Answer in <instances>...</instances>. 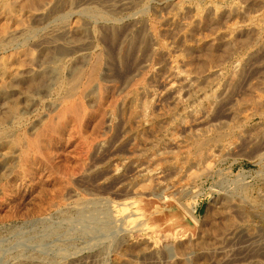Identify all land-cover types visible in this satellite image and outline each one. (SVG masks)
Wrapping results in <instances>:
<instances>
[{
	"label": "bare ground",
	"instance_id": "obj_1",
	"mask_svg": "<svg viewBox=\"0 0 264 264\" xmlns=\"http://www.w3.org/2000/svg\"><path fill=\"white\" fill-rule=\"evenodd\" d=\"M150 1L152 0H0V190L2 192L5 188L3 179L14 169L17 170L18 177L13 192L18 198L25 197L30 192L31 186L33 188L37 186L40 191L46 190L47 184L41 181V176L45 168L48 174L57 171L49 166L50 160L65 151L71 153L74 151L79 155L77 164H73L78 167L77 176L76 178L72 176L70 182L66 180V184L78 181L89 190L106 191L112 188L108 179L116 177L119 180L121 176L123 177L126 168L122 162L124 160L120 165L115 162L118 166H112L113 163L105 171L99 169V172L93 174V170L99 167L97 162L91 165V159H88L91 157L96 159L105 149L112 151L117 150L118 147L126 148L129 151L127 153L133 155L132 164L138 173H148L149 183H143L141 187L152 188V183L167 176L171 177L181 171V168L203 164L216 153L221 156L236 149L240 143L249 138L244 126L252 118L245 114V111L243 112L239 105L240 100L238 102L233 91L257 51L258 45L257 47L254 45L258 40V33L264 32V10L251 15L248 9L252 7L247 9L239 2L231 1L232 4L223 9L218 4L181 8L176 13L173 11L174 14L165 19L158 17V20L155 17L156 9L152 8L155 18L147 16L151 7ZM252 1L263 3L262 0ZM129 10H136L142 14L132 16L129 22L119 21L121 19L117 15L122 13V16H126ZM240 19L241 23L238 22ZM231 20L233 22L228 24ZM165 36H169L174 43L183 46L185 59L172 56V47L165 41ZM236 52H244V56L242 53L233 68H225L222 61ZM207 90H212V93L209 94ZM206 93L209 95H205ZM243 105L246 107L245 104ZM124 149L121 151L124 152ZM146 149L150 150L151 154L146 157L144 160L146 164L143 166L139 160ZM172 149H177V152L182 154L178 160L171 161L169 156L162 155L163 151L169 152L168 150L172 151ZM63 159L65 160L66 157ZM237 172L235 181L240 179L244 181L245 169ZM207 178H210V174H207ZM20 180L23 181L19 182ZM64 182L65 180L60 177H55L53 184L61 191ZM245 182L241 183L240 187L247 193L248 185ZM176 184L167 182L160 192L154 193V191V194L147 196L146 200L145 196H142L139 202L141 204L143 202V206L140 207L135 201L129 216L138 220L143 215L141 210L152 207L156 201L166 205H171V201L180 203L196 225H206L212 214L215 215L216 212L223 222L221 224L215 222L213 227L209 226L214 230V234H211L215 239L227 237L241 241L238 246L242 242L246 243V251L251 250L250 254L252 252L255 254L253 257H264L263 184L257 195L253 194L249 197L244 194L245 196L240 198L241 202H233L235 209L227 196L223 197L218 207L211 198L213 204H210L207 214L211 216L203 223L195 215L198 208L196 200L199 196H211L215 189H213L214 185L213 190L209 192L206 188L191 192L185 186ZM142 191L141 188L140 192ZM146 192L150 193V191ZM77 196L76 194L75 197ZM94 198H77L66 209L70 207L75 213H85L89 206L94 207L92 205L95 203ZM187 198H192L191 202ZM245 201L252 205L253 211L250 212H253L252 219H249L247 210L242 208ZM10 204V200L5 202V205ZM54 206H57V203ZM159 206H153L154 212L159 211ZM87 210L89 212L92 208ZM95 210L98 211L96 206L94 211L88 214L93 221L98 216ZM104 215L106 216V213ZM89 216L85 217L89 218ZM6 217L10 215L7 214ZM140 221L135 226L143 225ZM35 222H38V219ZM52 225L45 224L44 228L49 229ZM54 226L56 231L60 229L59 225ZM89 226L87 225V228ZM74 227L73 230H79ZM84 227L87 229L86 226ZM91 227L94 229V224ZM105 228H108V225ZM208 235L210 236V233ZM186 248H190V244L187 243ZM22 252L12 256L6 255L3 258L8 264H36L34 254ZM63 254L66 255L62 252L61 255ZM44 259L43 262L46 261ZM59 260L56 264H62ZM70 260L73 263L78 261L76 256ZM252 264H260L259 259Z\"/></svg>",
	"mask_w": 264,
	"mask_h": 264
},
{
	"label": "rangeland",
	"instance_id": "obj_2",
	"mask_svg": "<svg viewBox=\"0 0 264 264\" xmlns=\"http://www.w3.org/2000/svg\"><path fill=\"white\" fill-rule=\"evenodd\" d=\"M214 1H215V3H214ZM231 1H233V3L239 2L241 5H243L247 9L252 7L250 9H248L249 14H251V15H256V14H258L264 10V0L261 1L263 3H260V2L256 3L255 1H252V0H246V1L245 0H237V1L236 0H165V1L164 0H152V1H150L151 7H150L149 12H147V16H149L151 18L156 17V19H158V17H159V19H161V18L165 19L168 16H171V14H174V12L176 13V11H178V9L179 10L181 8L189 9V8H193V6L194 7L198 6V5H205L206 6L207 4H209V5H213V4L217 5L218 4V6L219 5H220L219 7L222 6L221 9H223V8L228 7L230 5V3L232 4ZM92 4H94V3H92ZM252 5H254V6H252ZM260 6H262V7H260ZM154 7H156V8H154ZM178 7H180V8H178ZM152 8L154 10L155 9L157 10V12H156L157 16L155 14H153L154 10ZM160 8H163V9H160ZM166 10H167V12H166ZM133 11L134 10H131V11L129 10L128 14L126 16H122V13H119L117 15V17L119 19H121L119 21L129 22V20H131L132 16H135V15L139 16L142 14L136 10L134 11V13H133ZM162 14H166V15H162ZM154 15H155V17H154ZM232 20L235 21V19H232ZM232 20L229 21L228 24L230 22H233ZM238 22L241 23L242 20L240 19V20H238ZM257 39L258 40H256V41L259 44L256 42L257 44L255 43L254 47H257V45H258V47H257L258 52L255 51V53H254L255 55H253V57L251 58L248 68L245 70V73L243 74L242 78L239 80L238 84L236 85V87L233 91V95L238 100V102L240 100L241 104L239 103V105L241 106L243 112L245 111L244 113L247 114L250 118H252L247 123L249 126L250 125L251 126L249 127L247 124L244 126V128H246L245 130L248 133L249 138H247L243 143H240L239 144L240 146L237 147L238 149L237 148L232 149L233 151L230 150L231 152L230 151L225 152L221 156H220V154L216 153L217 155L216 154L213 155L211 158H209V160L207 162H205L206 165H204L205 163H203V164L195 165V166H191V167L185 166V167L181 168V171H178V173H174L171 177L167 176L165 179H163V178L160 179V181H158L159 183L158 182L152 183V188L141 187L143 185V183H149V181H147L148 173L145 172L143 174V172L138 173L136 171L137 169H135L134 165L132 164L134 162L133 161L134 157L131 153H127L129 151H127L126 148L124 149L123 147H118L117 150L113 149L115 152L113 150L111 151L110 149L109 150L105 149V151L103 150L104 152L100 153V155L98 156L99 159H97L98 157L96 159H95V157H91L88 159V160L91 159L90 160L91 163H90V161H88L91 165H94V163L97 162L96 164L99 167V168H95L93 170L94 171L93 174L95 172H99L98 171L99 169H103L105 171L108 167L111 166V164H113V163L115 164V162L119 165L123 162V164L126 165V168H125V171H124L125 173H124L123 177L121 176V178L119 180H117L116 177H114L112 179H108V182L112 188H110L106 191H103V192L101 191L102 193L98 192V191H93L91 189L89 190L88 188H84V186L78 181H75L73 183L71 182L72 185L70 183L66 184V180L69 182L72 181V176H75V178H76L77 173H78V167L74 166V165H75L76 160L78 159L79 155L77 153H75L74 151H72V153H71V151L61 152V154L59 156L50 160L49 166L55 168L57 171L54 173L51 172V174H48L47 173L48 171L45 168L44 173L41 176V181L43 183L47 184L46 190L40 191L37 188V186H35L34 188L31 186L29 188L30 192H28L26 194V196L23 197L22 199L18 198L15 195V193L13 192L14 188H15V184H16V179L18 177V176H16L17 170L14 169L13 171H10V174L3 179V183L5 186L4 191L2 192V190H0V197H1L0 198V201H1L0 202V205H1L0 206V214H1L0 215V257H1L0 258V264H8V262H6L4 260L6 255L12 256V255L16 254L17 252H21V251H23L22 253H25V254L26 253L34 254L36 264H39V263L40 264H51V262H52V264H56L57 261L59 260V258H60L62 264H123V263L124 264H133V263L134 264H201V262H202V264H252V262H254L255 260H258V259H259L260 264H264V259L263 260L261 259L263 256L253 257L255 254H253V252H252V254H250L251 250L246 251V243L245 242H244L245 244H243V242H242L241 245L238 246L241 241L234 240V239H228L227 237L226 238L220 237L221 239L219 237H217V239H215L214 235L211 234V233L214 234V230H212V228H210V227H213L215 222H218L221 224L223 222V219L220 217L219 214H216V212H215V215H213V214H212V216L210 215L211 217L207 216V214L209 212V206H210V204H213V203H211L212 199L215 201L214 205L215 206L217 205V207L223 201L224 196H227L230 199V202L232 201L231 204L233 202L238 203V201L241 202L240 198L242 199V197L245 196L244 194H246V196L252 197L253 194L257 195L259 193V189L264 186V154H263L264 153V32L258 33ZM165 41L167 43H169L170 46L172 47V56L174 55V57H176L177 59H178V57L180 59L186 58V56L184 55V51L182 50L183 46L181 44H180V46H182V47H180L177 43H174L173 39H171L169 36H165ZM173 47H174V49H173ZM259 47H261L260 50L258 49ZM180 49H181V51H180ZM180 52L182 53V55ZM244 52H236L237 54L234 53L233 55L229 56L228 58H225V60L222 61V65H225L224 67L227 69L233 68L236 65L235 62H237V60L239 59V57L241 56L242 53H243L242 56H244ZM178 53H180V55ZM206 92H208V93L210 92L209 94H211L212 90H207ZM208 93H206L205 95H209ZM253 93L257 94V96L254 95ZM249 95H250V97H249ZM243 104H245V106L247 108L244 107ZM251 110H253V111H251ZM247 111H249V112L247 113ZM247 128H249V129H247ZM123 149H124V152H122ZM168 151L169 152L163 151L162 155L169 156L171 161L178 160L179 157L182 155V154H180V152H177L178 151L177 149H175V150L172 149V151L171 150H168ZM111 152H112V154H111ZM144 152H145V154H144ZM144 152L141 155L140 160H139V163L142 162L141 164H143V166H145V164H146L144 162V160L146 159V157L150 156V154H151V151L148 149L144 150ZM233 152H234V154H233ZM225 154H227V155H225ZM65 157H66V159H65L66 161L63 159ZM103 157H104V159H102ZM217 157H219V158H217ZM92 160H94V161H92ZM122 160H124V161H122ZM67 163L69 164V166ZM71 163H72V165H71ZM114 164L112 166L117 165V164H115V165ZM60 166H61V169L63 167L62 170L60 169ZM71 168H72V170H71ZM240 169H245L246 179L244 181L240 179L236 182L235 181L236 174L238 173L237 171H239ZM60 170H61V172H60ZM126 170H127V172H126ZM205 170H207L206 171L207 173L204 172ZM187 171H188V173H187ZM211 172H213V173H211ZM46 173H47L48 177H47ZM120 173H121V171H119L118 174H120ZM207 174H210V178H207ZM204 175H206V176H204ZM107 176H110V175H107ZM55 177L56 178L60 177L61 179L65 180L64 185L62 186L63 190L59 191V188H57L53 184ZM193 177H195V178H193ZM47 178H48V180H47ZM21 181H23V180H20L19 182H21ZM110 181H111V183H110ZM117 181H119V182L117 183ZM167 182H169V183L174 182L175 184L177 182L176 185H183L187 188V190L189 189V191H191V192H193V191L197 192L202 188H206V190L209 192V191H211L212 186L214 185L213 189L214 188L215 189H214L213 193L211 194V196H208V197L199 196L196 200L198 208L195 212V215L198 216V218H200L202 223L204 221H206V219L208 217H210L209 218L210 221H208L207 224L204 226L203 225H196L195 222L193 221V219L190 217V215H188L187 211L181 206L180 203H178L176 201H171V205H169V204L166 205V204L160 203L159 201H156L153 204V206L160 205L159 211L154 212L153 206L150 208H147V209L143 208L141 210L143 212V215H141L140 218H138V220H134L135 218L133 216H129L130 210H132V204L135 203V201H136L137 205L139 204L140 207H141V205L143 206V202H142V204H141V202H139V200H141V197L145 196V200H146L147 196L153 195L156 192H160V190H162V188H164L165 185H167ZM243 182H245L248 185V188L246 190L247 193L244 192L243 189H241V187H240V185H242L241 183H243ZM112 183H113V185H112ZM119 183H121V185ZM52 184L54 185V187ZM262 184H263V186H262ZM133 186H136V187H133ZM139 186L142 188L143 193L140 192L141 188ZM252 187H253V189H252ZM125 190H126V192H125ZM34 191L36 192L37 195L35 194ZM128 191H130V192L128 193ZM146 191H150V193H148ZM105 192H107V193H105ZM134 192H136V193H134ZM144 192H146V193H144ZM248 192L251 194H249ZM33 193H34V195H33ZM119 193H120V195H119ZM76 194L78 195L77 197H75ZM79 194H80V196H79ZM115 194H116V196L118 194V196L116 197ZM247 194H249V195H247ZM81 195H83V196H81ZM121 195H122V197H121ZM123 195H125V196H123ZM98 196H100V197H98ZM119 196H120V198H119ZM29 197H30V199H28ZM72 197H74V198H72ZM91 197L92 198L95 197L94 198V200H95L94 204L95 205L92 204L94 207L89 206L87 209L92 208L91 211L93 212L94 208L96 206V209L98 211L95 210V212H97L98 216H96V219H94L95 222L88 215V214H90L89 212H91L90 210H89V212H87L88 210L86 209L85 210L86 212L84 211L86 214L83 212H81L79 214V213H75V210L73 208L71 209L69 207L71 210L69 208L66 209V207L71 205L73 200H75L77 198L90 199ZM96 197H97V199H96ZM110 197L112 198V200ZM113 197H115V198H113ZM7 200L11 201V204L9 206L5 205V202ZM19 200H21V201H19ZM105 200H106V202H105ZM187 200L189 202H191L192 198H187ZM49 201H51V203ZM39 202H41V203H39ZM56 203H57V206H54V204L56 205ZM107 203H109V204H107ZM249 203H248V201H245L243 203L244 206H242V208L244 210H247V212L249 213V219H252L253 212L252 213H250V212L253 211V208H252L251 204L249 205ZM25 204H26V206H24ZM29 205H31L33 208L32 207L30 208ZM110 205H112V206L109 208ZM232 205H233V209H235L234 204H232ZM104 206H108V207H104ZM36 207H37V209H36ZM47 208H48V210L46 211ZM103 208H104L105 212H104ZM107 209H109V210H107ZM34 210H35V212H34ZM41 210H45V211H41ZM52 211H54V212H52ZM99 211H102V212H99ZM36 213H39V214L37 215ZM99 213H101V214H99ZM102 213L103 214L106 213V216L105 215L103 216ZM107 213H109V215H107ZM233 213H234V211H233ZM7 214H8V216L10 215V217H6ZM97 214H95V215H97ZM4 216L6 217L7 220L1 219L2 217L5 218ZM18 216H20V217H18ZM85 216H89V218H86ZM66 217H69L70 220H69V218H66ZM74 217H76V218L78 217L79 219L77 218V220H76V218H74ZM8 218H10V219H8ZM29 218L31 221L30 220L28 221ZM211 218H213V219H211ZM37 219H38V222H35V221H37ZM140 219H141V221H140ZM82 220H84V221L82 222ZM139 221L143 222L142 223L143 225H140L138 227L135 226ZM74 222H76V223H74ZM80 222H82V223H80ZM96 222H98L97 223L98 225L96 224ZM29 223H32V224H29ZM40 223L43 225H41ZM71 223L74 225L72 226ZM77 223H78V225H77ZM100 223L102 224V227H101ZM45 224L46 225H52L53 224V225L49 226V229H48V227L46 229V228H44ZM93 224L95 226L94 229H93V227H91V226H93ZM103 224H105L106 226L108 225V228L104 229V227H106V226H103ZM58 225H59V228L61 230L59 229L56 231V229H54L53 226L57 227ZM62 225H64L65 227ZM81 225L83 227H81ZM87 225L88 226L91 225V226H89L87 228ZM60 226H62V227H60ZM84 226H86V228L88 230L85 229ZM73 227L78 228L79 230H76V229L73 230ZM79 227H81V228H79ZM90 227L92 228L93 231L91 230ZM141 227H142V229H140ZM41 228H44V229L42 230ZM89 228H90V230H89ZM51 229H53V230H51ZM35 230H36V232H35ZM45 230L47 232H45ZM50 230L53 231L54 234ZM204 230H205V232H204ZM63 231H64V234H63ZM80 231H81V233H79ZM88 231H89V234H87ZM43 232L48 234V236L46 234L43 235L42 234ZM209 233H210V236L208 235ZM85 238H86V240H85ZM101 238H103V239H101ZM208 238H209V240H208ZM207 242H208V244H207ZM187 243L190 244V248H186ZM58 245H59V247H58ZM200 245H202V247H200ZM24 247H26V248L24 249ZM61 247H62V249H61ZM243 247H244V249H243ZM233 248H235V249L233 250ZM249 249H251V248H249ZM16 250H17V252H15ZM116 250H117V252H116ZM228 250L230 253L228 252ZM57 251L59 252V254ZM62 252L66 253V255L65 254L61 255ZM36 255H38V256H36ZM221 255H222V257H221ZM75 256L77 257L78 261L73 263V262H71L70 259H72V257H75ZM44 258H46V259H44ZM63 258H64V260H63ZM204 258H205V260H204ZM43 259L46 261L43 262ZM54 260H55V262H54Z\"/></svg>",
	"mask_w": 264,
	"mask_h": 264
}]
</instances>
